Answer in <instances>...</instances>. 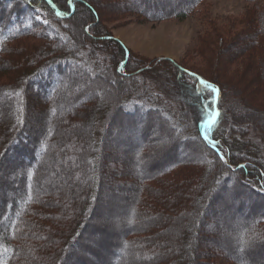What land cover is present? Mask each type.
I'll return each instance as SVG.
<instances>
[{"label": "trees", "instance_id": "16d2710c", "mask_svg": "<svg viewBox=\"0 0 264 264\" xmlns=\"http://www.w3.org/2000/svg\"><path fill=\"white\" fill-rule=\"evenodd\" d=\"M135 1L0 0V264H264V0H242L254 6L227 34L200 38L212 79L127 56L105 24L185 20L205 0ZM153 72L170 82L164 91L143 84ZM199 79L218 91L216 108ZM215 109L210 145L203 126ZM132 124L138 135L168 128L175 156L141 143L144 134L131 156ZM192 144L202 152L186 155ZM151 159L146 174L127 169ZM136 184L144 190L132 208L148 221L130 222L121 237L119 224L97 219L101 197ZM90 236L89 257L73 263ZM136 252L147 261L131 259Z\"/></svg>", "mask_w": 264, "mask_h": 264}, {"label": "rangeland", "instance_id": "374dc122", "mask_svg": "<svg viewBox=\"0 0 264 264\" xmlns=\"http://www.w3.org/2000/svg\"><path fill=\"white\" fill-rule=\"evenodd\" d=\"M62 1L60 0V2ZM118 1H121V0H118ZM118 1L112 0L113 3L118 2ZM122 1L125 6L130 5V7H133L134 5H139L141 3L139 1L138 4H135L137 3L135 0H122ZM161 2L163 3L162 7H164V5H167V4L169 5L174 2H177L180 4L179 0L177 1L176 0H162ZM156 3L158 4L159 1ZM61 4L62 6L65 7L64 3H61ZM253 6L254 4H251V3H248L242 0H205L201 5L198 6L194 14L185 20L170 19V20H165L162 22L154 23V22L142 21L137 16H133V17H129L123 20L111 19L109 21H105L106 22L105 24H106V27L108 28V32H110L109 34L113 36L115 40H117L124 46L127 52V56H128V52L130 53L132 52L148 60H155V59L171 60L174 63H177L178 65L183 66L185 69H189L192 72L197 73L199 75L205 74V76H208L211 78L212 73H217V69H216V72H214V69H211L207 62V59L211 58V55H210L211 51L207 52L206 50L204 53L196 51V48L200 44V38L207 36L206 35L207 33H212L214 30L219 31L218 33L224 36V34H227L231 30L230 24H236L235 22L239 21L242 18V16L245 14V12L248 11L249 8H252ZM105 12H107V10ZM105 12H102V13L105 14ZM37 20H40V19L37 18ZM209 38H214V36L211 35L209 36ZM120 56L121 54L119 56L116 54L115 60L117 61L120 60L119 58L122 57ZM126 63H127V60H125L124 65ZM220 71L222 74L224 73V70H220ZM194 73H192L193 76H194ZM124 74L126 75V73ZM213 76H215V74H213ZM150 77L152 78L150 79ZM150 77L148 79L146 76L142 77L143 80L145 81L143 82V84L146 83L149 87L153 85V88L152 87L151 88L155 92L164 91V88L166 89V86L170 84V82L167 81V78H164L162 81H159V79H157L160 77L159 74H156L154 72L153 74H151ZM152 81H156L155 85L152 84ZM215 94H217V91H215ZM172 99L173 98H171V100ZM217 101L218 99H216L215 97L214 108L217 107ZM174 102H176L175 98H174ZM206 104L207 103H205V105ZM191 106L193 105L191 104ZM191 108H193V113L198 112L197 107L187 106V109L189 110L190 113H191ZM215 111L216 110H214V112L212 113V116L205 122L204 126H206V128H210L214 123V120H212V118H216L218 116V112H215ZM59 117L57 116V118ZM138 129L141 130V127L139 128L138 124L137 125L132 124L133 133L129 134L131 139L129 138L126 139V143H128L130 147L129 151L131 153V156L133 154L136 155V153H138L137 151L139 150L138 149L139 143L140 141L142 143L143 140H145L144 144L146 143L149 144L150 149L155 150V152L158 151L159 149L161 150L164 148L168 152H170L169 158H173L175 156V152H172L173 149H170V147H168L169 141L164 138V136H166L165 132L168 130V128L162 125L160 127V130H153V131L151 130L147 132L143 130V132L141 131V133L139 130V135L144 134V137H146L142 139L138 135ZM136 135L139 136V138L141 139L140 141H136V137H137ZM201 148L202 146H200L199 144H194V145L192 144L191 146L188 147V149L186 150L187 152L185 154L190 155L192 152L195 151V149L202 152ZM118 150H121V149H118ZM118 154L120 155L121 153L118 152ZM153 163H154L153 160L152 162L151 161L146 162L145 160L143 165L140 166L141 164L140 163L139 165H137V167L132 166L127 169L129 171L135 170L137 171L139 175H141L142 173L146 174L145 167L153 166ZM59 170L61 171L60 172L61 174L63 170H61L60 168ZM151 171L153 172V170ZM61 181H62L61 185L63 184L65 186V181H63L62 178H61ZM51 185L52 184H50L49 186ZM61 185L56 186V188H59V190H61L60 188ZM135 186L137 187L134 189L135 191L130 190L128 192H120L118 195H117L118 191L114 189H108L105 192V195L103 194L101 197L100 209H99V212L97 213V216H98L97 219L98 218L103 219L104 222H107L111 225L115 223L119 224L118 230L121 231L120 233L121 237L124 235L123 233L124 229H126V227L128 226L130 222L134 223L136 219H139V221L142 219L144 220V222L148 221V218L138 215L136 211H134L132 208L133 206L132 202L138 196V194L136 195L137 193L136 191H138V189L139 191L144 190V188L142 187L143 185L136 184ZM63 189L61 190V194L62 193L65 194L63 192ZM54 193H55V190L51 192V194H54ZM114 196H118L119 199H117ZM62 197L64 198V196ZM52 199L53 198H50L47 195L43 198V200L45 201L47 200L51 201ZM240 223H242L241 219L239 220L237 224H235L234 228H238V225H240ZM97 224L100 228L102 227V225H100L98 221H97ZM229 233L228 232L226 233V237H229ZM230 235L232 236V239L236 238L235 233L233 234L230 233ZM163 237L164 236L160 237L155 242V244L159 243V245L161 246L163 244H166V241L163 240L164 239ZM88 238H89L88 240L89 241L91 240V242L88 241L87 243V241H84V243L82 244V247H84V250H82L80 254L74 255L73 259L75 261H72L73 263H75L76 260H78L79 257L81 256L82 258L89 257L90 251L92 249L91 243L96 242V237L90 236ZM232 242L234 243L233 240ZM174 245L175 244L172 241V243H168L166 248L168 247L167 249H170V251H172L174 248ZM109 249H111V246ZM109 249L108 248L103 249L104 253L108 255V259H109V253H108ZM136 253L137 254H134L131 259H134L137 263L138 261H142V262L147 261L146 260L147 256L144 255V252H136ZM126 257L125 259H127ZM164 259H167V258L163 257L162 260ZM246 260L247 259L244 260V263H246Z\"/></svg>", "mask_w": 264, "mask_h": 264}, {"label": "snow or ice", "instance_id": "6c2138e0", "mask_svg": "<svg viewBox=\"0 0 264 264\" xmlns=\"http://www.w3.org/2000/svg\"><path fill=\"white\" fill-rule=\"evenodd\" d=\"M49 3H52V0H48ZM69 6L72 5V0H67ZM63 14V13H62ZM45 23H47V21H44ZM201 84L202 86H205V87H210V85L206 84L205 82L201 81ZM213 92L217 91L216 89H213L212 90ZM210 110H211V101L205 105V112L209 113L210 114ZM204 139L206 140V142H208L210 145H211V141L208 139V137H204ZM214 146V145H212ZM221 159H223V157L221 156L220 157Z\"/></svg>", "mask_w": 264, "mask_h": 264}, {"label": "water", "instance_id": "95a60500", "mask_svg": "<svg viewBox=\"0 0 264 264\" xmlns=\"http://www.w3.org/2000/svg\"><path fill=\"white\" fill-rule=\"evenodd\" d=\"M47 2H48V0H46ZM49 3V2H48ZM49 4H52V3H49ZM201 81H203V80H201V79H199V82L201 83ZM216 99H218V93L216 94ZM219 115V114H218ZM218 117V116H217ZM217 117L216 118H212V120H214V122L217 120ZM204 132H205V130H204Z\"/></svg>", "mask_w": 264, "mask_h": 264}, {"label": "bare ground", "instance_id": "6f19581e", "mask_svg": "<svg viewBox=\"0 0 264 264\" xmlns=\"http://www.w3.org/2000/svg\"><path fill=\"white\" fill-rule=\"evenodd\" d=\"M210 90H213L214 88L208 87Z\"/></svg>", "mask_w": 264, "mask_h": 264}]
</instances>
